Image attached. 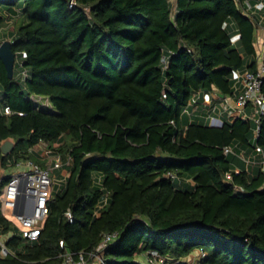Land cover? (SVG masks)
Here are the masks:
<instances>
[{"label":"trees","instance_id":"obj_1","mask_svg":"<svg viewBox=\"0 0 264 264\" xmlns=\"http://www.w3.org/2000/svg\"><path fill=\"white\" fill-rule=\"evenodd\" d=\"M247 2L256 0H0V46L11 41L15 71L28 73L11 80L0 59V106L12 110L0 115V145L16 141L9 156L0 146V165L44 167L29 152L40 141L59 144L68 164L36 242L0 208L13 252L0 264H60L61 242L91 252L112 233L105 264L196 250L202 264H264V165L246 163L264 150V117L257 135L238 114L220 128L186 117L203 110L191 112L198 95L232 97L235 72H258V20Z\"/></svg>","mask_w":264,"mask_h":264},{"label":"built area","instance_id":"obj_2","mask_svg":"<svg viewBox=\"0 0 264 264\" xmlns=\"http://www.w3.org/2000/svg\"><path fill=\"white\" fill-rule=\"evenodd\" d=\"M246 5L247 9L252 13L264 10V1L262 0L255 5L249 2ZM24 56L26 57V54ZM20 65L23 66L21 62ZM20 77L27 78V71H22ZM234 79L241 83V88L238 90L239 93L233 105L230 102L231 96H225L213 91L204 94V96L198 95L191 107L196 105L194 111L203 109L208 114L211 122L210 127L220 128L223 126L224 119L221 115L232 118L238 114L244 121L253 120L257 125V135L261 120L264 117V94L262 92L264 64L259 66L256 74L249 71L243 74L235 72ZM200 97H203V100L199 103ZM2 98L3 92L0 88V101ZM32 100L38 104L40 109L52 107L48 99L33 97ZM43 100L45 103H42ZM249 108L252 110V115L247 112ZM188 110H186L187 113H189ZM219 112L221 113L217 116ZM11 114L12 110L9 107L0 106V115ZM29 152L40 155L46 160L47 164L42 167L40 164L28 159L12 167L11 170H14L15 173L9 177L8 184L1 189L0 208L2 210H12L13 214L14 210L17 207L19 208L21 214H14L17 218V224L13 222L14 227L23 240L32 243L40 238L42 225L49 214L48 202L55 185L53 172L63 166L64 160L62 155L45 141H40ZM256 152L262 156V164L264 165V150L257 148ZM224 153L225 155L233 154V148L226 147ZM246 163L250 165L254 162L251 159H246ZM236 173H239V170H236ZM226 179L228 181L232 179L230 172L226 174ZM22 188L23 191L21 190ZM20 195H23L24 198L19 200ZM67 217L71 223L74 222V216L71 211L68 212ZM118 235V233L105 234L100 244L91 252L81 251L75 253L66 250L65 243L61 242L60 246L64 252L60 255V264H91L92 261L98 262V264H105L103 253L111 243L117 240ZM201 253L202 259L205 258L206 254L203 251ZM0 254L3 257L13 255V252L8 248L6 241L1 236ZM150 262L151 264H182L181 260H168L156 252L150 253Z\"/></svg>","mask_w":264,"mask_h":264},{"label":"crops","instance_id":"obj_3","mask_svg":"<svg viewBox=\"0 0 264 264\" xmlns=\"http://www.w3.org/2000/svg\"><path fill=\"white\" fill-rule=\"evenodd\" d=\"M259 1H260V0H256V2H255L253 5L257 4ZM262 1H264V0H262ZM253 13L256 15V18H257V20H258L257 39H256V49H257V52H258V55H259V64H260L259 66H261V65L263 64V58H264V10H263L262 12H260V11H254ZM14 21H15V19H14V20L12 19V20H9V21H8L7 25H6V26L4 27V29H3V33H5V34L7 35L9 29H11V28L14 26ZM9 37H11V36H9ZM6 41H7V40H6ZM244 72H246V71H244ZM244 72H242L241 74H243ZM238 83H239V84H238V86L236 87V90L240 89V87H241V83H240V82H238ZM216 91L219 92L218 90H214V92H216ZM219 93H220V92H219ZM238 93H239V92L237 91L236 95L230 97L231 105H233V104L235 103V99H236V96L238 95ZM220 94H221V93H220ZM203 96H204V94H203ZM220 113H221V112H219L217 116H219ZM206 115L208 116L207 113H206ZM221 116L225 118L224 115H221ZM58 146H59V144H55V145L53 146V149H54V148H57ZM54 150H55V149H54ZM36 155L38 156L39 160L42 162V164H43L44 167H45V165L47 164L46 160H44V158L41 157L40 155H38V154H36ZM247 157H248L247 159L254 160V161L258 162V163H261V162H262V156H261L260 154H258L257 152H256V153H253V154H251L250 156H247ZM67 165H68V164L63 163V166L60 167V168H58V169L55 170L54 172H56V171H58V170H60V171H64V174H66L64 178H66L68 175H67V172H66V170H65V166H67ZM10 171H11V172H10L9 176H7L8 178H9L13 173H15L14 170H11V169H10ZM4 176H6V175H4ZM55 176H56V175H53L54 179L56 180ZM56 177H57V176H56ZM54 186H55V185H54ZM56 188H57V186H56ZM0 236H1L5 241H7L8 236H6V235H1V234H0ZM201 261H202V253H201L200 250H196V251H194L190 256H188L187 258L181 260L182 264H202ZM138 262H140L141 264H151V262H150V255H149V254L141 255V256L138 258ZM91 264H98V262L92 261Z\"/></svg>","mask_w":264,"mask_h":264},{"label":"water","instance_id":"obj_4","mask_svg":"<svg viewBox=\"0 0 264 264\" xmlns=\"http://www.w3.org/2000/svg\"><path fill=\"white\" fill-rule=\"evenodd\" d=\"M237 38L234 39L237 40ZM0 59L4 63L8 77L12 80L14 78V73H15V64H16V55L12 51V42L11 41H4L1 46H0ZM1 152L4 156H9L11 155L15 148H16V141L13 138L6 139L1 142ZM23 191V188L21 189ZM24 198L23 195L19 196V200ZM15 215L21 214V211L17 207L14 210Z\"/></svg>","mask_w":264,"mask_h":264},{"label":"rangeland","instance_id":"obj_5","mask_svg":"<svg viewBox=\"0 0 264 264\" xmlns=\"http://www.w3.org/2000/svg\"><path fill=\"white\" fill-rule=\"evenodd\" d=\"M15 72H16V78H17L19 76V74H20V69L16 68ZM42 103H45V101L43 100ZM48 106H49V104H48ZM193 111H194V108H191V112H193ZM247 112H248L249 115H252L251 108H249ZM186 117H187V120H188V124L190 123V121L193 120V121L198 122V123L201 122L204 125H206V124H208L209 126L211 125V122L209 121L210 118H209V116L206 115V112L204 110L198 112L197 114H193L192 117H190L189 114H187ZM223 119H224V117H223ZM10 169L9 170H5L0 165V182H1V180L4 177L9 176V174L11 172ZM4 175H6V176H4ZM53 175L57 176V177L55 176V178H56L55 186H57V188L60 189L61 187H63L65 185V178L64 177H65L66 174H64V171L58 170L56 172H53ZM0 190H1V188H0ZM3 211L15 224H17V218H16V216H14L12 210L6 209V210H3Z\"/></svg>","mask_w":264,"mask_h":264}]
</instances>
